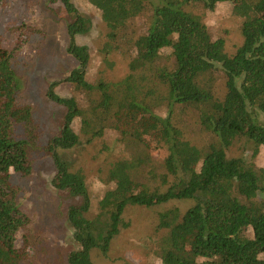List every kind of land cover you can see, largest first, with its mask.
Returning a JSON list of instances; mask_svg holds the SVG:
<instances>
[{"label": "trees", "instance_id": "trees-1", "mask_svg": "<svg viewBox=\"0 0 264 264\" xmlns=\"http://www.w3.org/2000/svg\"><path fill=\"white\" fill-rule=\"evenodd\" d=\"M241 3L257 14L243 21L236 48L223 55L211 17ZM44 7L62 12L67 52L80 66L48 81L46 101L56 109L48 136L21 71L26 48L41 43L33 38L48 35L37 24H11L16 42L0 44V264L63 259L12 175L47 156L50 186L59 199H74L67 264L109 256L128 201L155 207L184 198L194 201L188 218L171 212L152 264H264V0H45ZM99 14L107 26L106 64L111 54L133 63L122 78L92 75L83 39L102 31L93 18ZM99 139L112 141L120 168L107 180L114 183L107 202L102 198L110 223L103 217L86 235L81 216L94 209L92 182L74 157ZM125 179L129 197L116 201Z\"/></svg>", "mask_w": 264, "mask_h": 264}, {"label": "rangeland", "instance_id": "rangeland-1", "mask_svg": "<svg viewBox=\"0 0 264 264\" xmlns=\"http://www.w3.org/2000/svg\"><path fill=\"white\" fill-rule=\"evenodd\" d=\"M34 1L40 3L39 9L34 11L31 6ZM45 0H7L4 7L0 0V44L16 42L17 37L9 32L11 24H22L23 22L37 24L48 35H38L33 39H39L41 43H32L26 48L27 54L21 64V71L28 75L27 95L33 101L36 119L40 118L43 128L49 132L55 127L54 118L56 109L47 101L46 87L48 81L64 76L72 69L79 67V62L67 52L69 35L66 21L56 11L44 7ZM80 5V1H77ZM81 9L85 11L84 7ZM86 12V11H85ZM257 14L256 9L248 5L238 4L230 6L229 10H220L211 17L214 27L215 39L221 46V53L234 51L235 43L240 40L241 25L244 20ZM101 27L97 35L86 37V42L92 51V75L97 77L105 72L109 77L122 78L130 72L133 63L128 59L111 54L109 59L112 65L109 67L105 60V54L101 47L107 33V26L101 15H93ZM46 42L47 44L43 43ZM53 45L55 48L45 47ZM25 48L23 49V51ZM36 59V63H35ZM112 141L104 139L96 140L82 154H77L76 164L84 170L85 177L90 180V191L93 195L94 209L91 213H84L81 222L84 234L90 235L98 220L104 217L102 198L104 194L114 187V183H107V180H114L117 170L120 168L117 154L108 148ZM234 153L240 155L242 149L237 148ZM74 159V160H75ZM53 161L47 156L43 161L34 162L32 170H13V181L23 188L22 203L30 210L37 227L45 236L48 243L52 242L63 253V259L56 264H67V256L74 249L71 240L72 231L67 226L69 206L74 199L63 197L59 199L56 191L50 186L51 173L54 171ZM97 178L98 181L95 179ZM122 193L117 194L116 201L127 199L130 194L128 179L121 184ZM104 201L107 199L104 197ZM194 201L190 198L170 199L168 202L155 207L140 206L128 201L119 221L120 233L113 242L108 257L95 254L96 264H152L153 252L157 248L159 237L167 231L170 225L169 217L172 211L181 213L183 220L188 214ZM115 206V204H114ZM110 215V214H109ZM109 215L104 217V226L109 222ZM44 223L48 227H45ZM46 237V238H47ZM51 245V244H50ZM54 261V260H53ZM55 264V262H53Z\"/></svg>", "mask_w": 264, "mask_h": 264}]
</instances>
